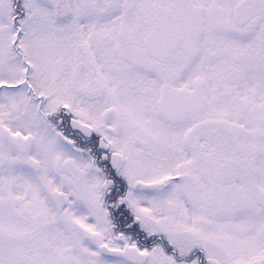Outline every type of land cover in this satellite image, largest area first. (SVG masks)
Listing matches in <instances>:
<instances>
[{
    "label": "snow or ice",
    "instance_id": "1",
    "mask_svg": "<svg viewBox=\"0 0 264 264\" xmlns=\"http://www.w3.org/2000/svg\"><path fill=\"white\" fill-rule=\"evenodd\" d=\"M0 264H264V0H0Z\"/></svg>",
    "mask_w": 264,
    "mask_h": 264
}]
</instances>
